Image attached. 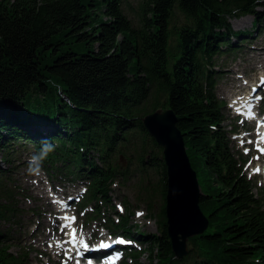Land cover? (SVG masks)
Here are the masks:
<instances>
[{
  "label": "trees",
  "instance_id": "trees-1",
  "mask_svg": "<svg viewBox=\"0 0 264 264\" xmlns=\"http://www.w3.org/2000/svg\"><path fill=\"white\" fill-rule=\"evenodd\" d=\"M123 1L0 0V264H27L2 230L15 212L2 202H11L6 181L21 150L52 181L83 184L97 216L99 201L111 208L112 183L132 177L121 159L136 161L145 178L155 171L157 182L142 181L138 199L157 233L137 237L156 264H264V197L235 159L215 93V59L256 34L264 0H140L136 22ZM175 10L179 25H171ZM245 16L253 30L233 31L230 20ZM159 109L175 115L208 219L181 261L167 236L162 149L142 125ZM45 142L54 146L46 156ZM109 224L132 235L127 217Z\"/></svg>",
  "mask_w": 264,
  "mask_h": 264
},
{
  "label": "rangeland",
  "instance_id": "rangeland-1",
  "mask_svg": "<svg viewBox=\"0 0 264 264\" xmlns=\"http://www.w3.org/2000/svg\"><path fill=\"white\" fill-rule=\"evenodd\" d=\"M139 2L140 0L123 1L122 10L131 21L136 22ZM259 11L264 14L263 9H259ZM181 20V14L175 10L171 25H179ZM252 24L253 18L251 16L233 18L230 20L233 31L251 32V30H253ZM244 45L243 49L231 56H219L215 59V69L219 71L217 74V94L220 101H224L226 95L237 92V90L240 89L237 88L239 81L235 79L236 75H240L242 79L248 78V83L250 84V82H252L254 84L250 79L253 76L252 72H255L258 67L264 68V60H262V58H264V20L259 24L257 33L247 39ZM260 53H263L261 55L262 58H259ZM245 90L247 91L250 89L246 87ZM226 108L227 106L224 108V115L226 116L224 126L227 127V130H230L235 124L229 121L230 119L226 114ZM259 110L261 113L264 112L263 103L260 104ZM246 130L247 128L243 129V134H245L244 131ZM230 139L231 149L237 159H239L238 154H241L239 150L244 152V154H253V148L250 145L251 140L246 136H239L237 141L231 138V136ZM242 157L245 158L243 155ZM19 160L20 164L16 166L15 170L11 171L10 178L6 181V186L12 193L11 202L8 200L2 202L7 206L15 207L14 215L7 224H3L2 229L10 233V238L14 237L15 239L16 245L12 246L11 251L15 255H20L21 251L26 252L27 264H69L71 261L67 255L71 254L70 248H68L69 246L66 244L60 246L61 242L65 241V238L63 236L64 231L58 226V219L56 218L58 205L53 203V200L58 199L48 197L52 185L47 180L45 173L36 168L29 152L27 153L24 150L19 151ZM121 163L123 168H127L132 174V177L129 183L118 185L113 189V196L110 195L111 201L114 198L115 201L120 202L125 208L126 216L129 217L131 224L140 229H134L137 234L140 232L156 234L157 221L153 216L148 217V211L145 209L144 203L138 199L140 196L138 190L139 186L142 185V181L146 179H148L153 186L158 180V175L155 171L149 170L147 178H145V175L137 170L138 164L136 161H132L131 163L122 159ZM0 167L2 169H7V165H3L1 162ZM244 171L248 173L247 164L244 166ZM62 183L65 187H68L66 189L73 191L74 184H67L65 181H62ZM57 190L59 193L61 192L59 188ZM254 192L258 196L261 194L259 190H254ZM123 199L129 204L125 205ZM136 199L138 200L136 201ZM157 203V205H159V202ZM88 205L89 203L84 200L80 207H86ZM74 207L77 208V226L86 231L84 238H92L95 240V237L99 235L96 231L102 232L104 227L97 225L92 220L85 221L84 209L80 210L77 205ZM110 211L109 214L114 213V210L110 209ZM135 211H143L144 215L139 219H135ZM100 212L102 211L100 210ZM146 246L145 243L144 247L137 244L133 249L137 250L135 251L136 253L141 249H147ZM140 253L142 255L137 260L138 264H156L157 260L155 261L149 258L147 252L141 251ZM124 262L133 264L134 261L131 258Z\"/></svg>",
  "mask_w": 264,
  "mask_h": 264
},
{
  "label": "water",
  "instance_id": "water-1",
  "mask_svg": "<svg viewBox=\"0 0 264 264\" xmlns=\"http://www.w3.org/2000/svg\"><path fill=\"white\" fill-rule=\"evenodd\" d=\"M142 125L162 149L168 183L166 230L174 259L180 261L188 254V240L202 235L208 227V220L199 207L200 187L174 113L171 110L150 113L142 119Z\"/></svg>",
  "mask_w": 264,
  "mask_h": 264
},
{
  "label": "clouds",
  "instance_id": "clouds-1",
  "mask_svg": "<svg viewBox=\"0 0 264 264\" xmlns=\"http://www.w3.org/2000/svg\"><path fill=\"white\" fill-rule=\"evenodd\" d=\"M52 151H54V146L50 143L45 142L41 149V154L46 156L47 153Z\"/></svg>",
  "mask_w": 264,
  "mask_h": 264
},
{
  "label": "snow or ice",
  "instance_id": "snow-or-ice-1",
  "mask_svg": "<svg viewBox=\"0 0 264 264\" xmlns=\"http://www.w3.org/2000/svg\"><path fill=\"white\" fill-rule=\"evenodd\" d=\"M249 118H251V117H249ZM262 142H264V137H262ZM262 151H264V150H262ZM73 239H75V235H74V233H73ZM81 245L82 246H84V247H86V245H83V242L81 241ZM103 246V245H102Z\"/></svg>",
  "mask_w": 264,
  "mask_h": 264
},
{
  "label": "bare ground",
  "instance_id": "bare-ground-1",
  "mask_svg": "<svg viewBox=\"0 0 264 264\" xmlns=\"http://www.w3.org/2000/svg\"><path fill=\"white\" fill-rule=\"evenodd\" d=\"M262 54H263V53H260V54H259V58H262V56H261ZM262 60H264V58H263ZM259 79H261V78H259ZM254 86H255V85H254ZM247 95H248V94H247ZM245 98H246V97H245ZM241 111H242V109H241ZM241 111H240V112H241ZM188 201H189V200H188ZM172 231H173V230H172Z\"/></svg>",
  "mask_w": 264,
  "mask_h": 264
}]
</instances>
